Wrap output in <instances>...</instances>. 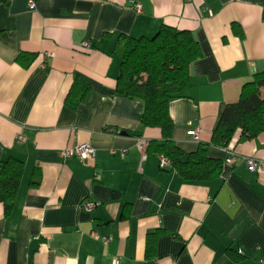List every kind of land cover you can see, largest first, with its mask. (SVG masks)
I'll list each match as a JSON object with an SVG mask.
<instances>
[{
  "label": "crops",
  "instance_id": "crops-1",
  "mask_svg": "<svg viewBox=\"0 0 264 264\" xmlns=\"http://www.w3.org/2000/svg\"><path fill=\"white\" fill-rule=\"evenodd\" d=\"M33 1L0 0V163L24 161L9 213L0 202V264H264V168L246 162L264 161V133L237 131L234 163L212 146L221 174L188 181L156 154L143 159L139 139L160 140L161 129L132 134L144 101L115 90L124 38L162 25L191 31L202 56L169 112L180 148L209 143L226 104L264 70V0ZM78 75L90 89L73 108ZM85 142L94 157L60 154Z\"/></svg>",
  "mask_w": 264,
  "mask_h": 264
},
{
  "label": "trees",
  "instance_id": "trees-1",
  "mask_svg": "<svg viewBox=\"0 0 264 264\" xmlns=\"http://www.w3.org/2000/svg\"><path fill=\"white\" fill-rule=\"evenodd\" d=\"M233 29L242 34L236 24ZM116 53L121 58L116 93L144 101L141 127L132 134L141 136L146 127L160 128L162 138L149 141L145 152L168 158L171 169L177 170L185 180L204 181L218 177L224 161L210 156V148L229 149L237 131L245 139L264 133V70L256 72L243 85L237 101L226 104L211 141L187 152L174 139V121L169 104L183 96L191 76V64L202 56L199 41L189 30L162 25L151 37L124 38ZM24 57L20 54L18 61L27 64ZM89 89V84L81 76H76L66 103L75 108L86 98ZM23 171L24 161L20 159L10 157L0 163V202L4 204L6 213L13 206Z\"/></svg>",
  "mask_w": 264,
  "mask_h": 264
},
{
  "label": "built area",
  "instance_id": "built-area-1",
  "mask_svg": "<svg viewBox=\"0 0 264 264\" xmlns=\"http://www.w3.org/2000/svg\"><path fill=\"white\" fill-rule=\"evenodd\" d=\"M29 4L32 6L34 5V1L33 0H28ZM134 6L136 8V10L138 12H142V5L138 2H134ZM82 46L84 48H88L89 47V42L88 41H84L82 43ZM48 55H51L48 53ZM201 132V128L197 127L195 129H191L189 131V134L192 135L195 139H198L199 135ZM20 140H23V137L20 136L19 137ZM148 145V141L144 140V139H139L138 141V146L139 148L144 152L143 153V159L146 158L147 154L145 152L146 147ZM226 153L228 154V157L226 159L227 162L229 163H234L237 160L238 155L236 154V152L228 149V148H224ZM60 154L63 157H77L79 158L81 161H85L89 158H92L95 156V149L94 147L91 145V143L89 142H85V143H80L72 148H66L60 151ZM160 159V165L161 167H168L170 165V161L168 158H166L165 156L161 155L159 156ZM246 162L247 165L249 167L250 170L255 171V172H262L263 168H264V161L263 160H258V159H254V158H246ZM96 206L95 202L92 201H84V207L87 210H92L94 207ZM93 236L96 239H101L103 240L104 243H109L112 239L110 237H100L98 233L93 232L92 233ZM112 264H120V258L119 257H115L113 259Z\"/></svg>",
  "mask_w": 264,
  "mask_h": 264
},
{
  "label": "water",
  "instance_id": "water-1",
  "mask_svg": "<svg viewBox=\"0 0 264 264\" xmlns=\"http://www.w3.org/2000/svg\"><path fill=\"white\" fill-rule=\"evenodd\" d=\"M122 133L126 134L127 132L126 131H123Z\"/></svg>",
  "mask_w": 264,
  "mask_h": 264
}]
</instances>
